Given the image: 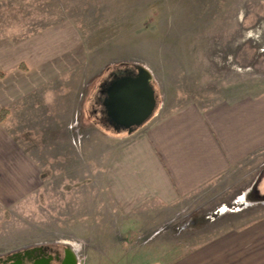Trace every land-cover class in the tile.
I'll return each mask as SVG.
<instances>
[{
	"label": "rangeland",
	"instance_id": "1",
	"mask_svg": "<svg viewBox=\"0 0 264 264\" xmlns=\"http://www.w3.org/2000/svg\"><path fill=\"white\" fill-rule=\"evenodd\" d=\"M58 24L84 56L30 97L35 105L23 109L22 124H6L39 164L40 178L15 202L0 200V256L42 245L69 249L77 264H171L212 234L218 209L202 196L119 208L103 170L115 132L126 130L106 116L103 89L117 73L143 67L159 116L189 103L263 94L264 0H0V41ZM258 160L264 174V150ZM255 189L251 205L227 206L264 213Z\"/></svg>",
	"mask_w": 264,
	"mask_h": 264
},
{
	"label": "crops",
	"instance_id": "2",
	"mask_svg": "<svg viewBox=\"0 0 264 264\" xmlns=\"http://www.w3.org/2000/svg\"><path fill=\"white\" fill-rule=\"evenodd\" d=\"M67 30L58 24L24 40L0 41V68L8 71L0 77V110H10L0 122L2 202H15L38 185L39 164L6 124L18 118L22 124L23 109L35 105L31 98L82 63L84 49ZM115 133L103 173L121 210L132 212L153 201L175 206L192 196L207 197L218 209L207 230L212 234L171 264H264V213L227 206L236 200L251 205L255 200H246L254 188L264 198L258 160L264 150V93L208 106L189 103L154 114L132 133Z\"/></svg>",
	"mask_w": 264,
	"mask_h": 264
},
{
	"label": "water",
	"instance_id": "3",
	"mask_svg": "<svg viewBox=\"0 0 264 264\" xmlns=\"http://www.w3.org/2000/svg\"><path fill=\"white\" fill-rule=\"evenodd\" d=\"M138 74H125L116 77L106 88L104 106L111 122L116 127H123L132 133L154 112L157 105L156 91L152 85L149 71L138 67ZM46 246L38 245L22 251H15L9 256L10 262L3 264H23L16 256L31 257L36 251H44ZM31 264H53L52 256L36 259ZM60 264H77V257L69 249Z\"/></svg>",
	"mask_w": 264,
	"mask_h": 264
},
{
	"label": "flooded vegetation",
	"instance_id": "4",
	"mask_svg": "<svg viewBox=\"0 0 264 264\" xmlns=\"http://www.w3.org/2000/svg\"><path fill=\"white\" fill-rule=\"evenodd\" d=\"M125 74H134V75H136V74H138V70H129ZM125 74H123V75H125ZM105 92H106V87L103 89V93H105ZM45 249L46 250H44V251H36V252L32 253L31 257H28V256H26V257L16 256V259L20 260L23 264H31L36 259H41V258H45V257L48 258V257L52 256V263L53 264H60L61 261L65 258L66 250H64L62 252L61 250L55 249L52 246H46ZM12 253L4 255V256H0V264L6 263V262H10L9 256Z\"/></svg>",
	"mask_w": 264,
	"mask_h": 264
},
{
	"label": "trees",
	"instance_id": "5",
	"mask_svg": "<svg viewBox=\"0 0 264 264\" xmlns=\"http://www.w3.org/2000/svg\"><path fill=\"white\" fill-rule=\"evenodd\" d=\"M127 71H129V70L121 71V72L117 73L115 75V77L120 76L122 74H125V73H127ZM6 73L7 72L0 70V76H4V75H6ZM9 111H10L9 108H3V109L0 110V122H3V120L8 115Z\"/></svg>",
	"mask_w": 264,
	"mask_h": 264
}]
</instances>
